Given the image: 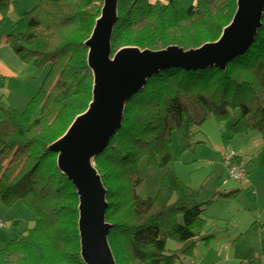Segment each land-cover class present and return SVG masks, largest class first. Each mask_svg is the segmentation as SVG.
<instances>
[{"label": "trees", "instance_id": "obj_1", "mask_svg": "<svg viewBox=\"0 0 264 264\" xmlns=\"http://www.w3.org/2000/svg\"><path fill=\"white\" fill-rule=\"evenodd\" d=\"M13 0H0L3 20ZM19 1V0H15ZM23 13L25 30L0 35L17 58L48 71L23 111L6 109L0 120V200L21 201L34 214L29 228L0 249V264H83L77 232L78 200L72 184L56 167L48 146L61 137L91 100L92 74L86 64L89 37L102 0H33ZM236 0H118L111 37L114 54L122 47L184 50L218 40L235 12ZM233 135L258 132L264 139V11L253 41L224 69L167 68L147 80L125 104L120 128L94 158L105 188V221L115 264H172L193 256L204 226L199 193L168 170L153 198H141L138 164L152 168L175 161L190 147L193 128L209 114L225 120ZM238 190L221 193L233 198ZM211 236L205 237L210 239ZM179 244L167 251L166 242ZM237 259L258 264L251 251Z\"/></svg>", "mask_w": 264, "mask_h": 264}, {"label": "water", "instance_id": "obj_2", "mask_svg": "<svg viewBox=\"0 0 264 264\" xmlns=\"http://www.w3.org/2000/svg\"><path fill=\"white\" fill-rule=\"evenodd\" d=\"M118 0H102L89 37L86 64L92 74L91 100L65 133L48 149L57 154L58 171L72 184L78 200L77 232L83 264H115L105 221L106 191L94 158L120 128L125 104L153 74L167 68L215 67L245 52L261 25L264 0H236L230 23L217 41L184 50L171 45L159 50L122 47L112 54L111 37Z\"/></svg>", "mask_w": 264, "mask_h": 264}, {"label": "rangeland", "instance_id": "obj_3", "mask_svg": "<svg viewBox=\"0 0 264 264\" xmlns=\"http://www.w3.org/2000/svg\"><path fill=\"white\" fill-rule=\"evenodd\" d=\"M16 5L21 6L23 11H29L34 1L19 0ZM190 5L184 3L182 6L188 8ZM7 23L10 24L9 21ZM3 24L0 23V26ZM14 24L16 31L24 30L23 15ZM29 65L31 75L26 84L17 85L10 95L2 99L6 106L20 112L25 109L28 99L41 85L49 68L48 65L41 69ZM234 119L233 112L225 120H219L209 114L204 123L193 128L190 147L181 152L177 151V136L173 135L171 149L176 158L168 166L152 168L146 165L145 159L139 161L138 173L141 182L136 188V193L141 198L155 197L163 175L172 170L185 185L199 193V202L205 203V222L196 237L193 256H181L172 264H218L221 260L219 261L217 253L220 247L228 242V236L233 235V226L245 225L251 217H257L256 212L259 213L260 209L256 208L254 195H259L261 203L264 202V139L256 131L233 135L230 125ZM232 151L244 162L246 178L237 182L230 180L227 185H223L222 181L226 179L223 157ZM247 182L251 184L248 190ZM236 188L240 189V192L233 198L220 196L221 193ZM35 221L34 214L21 201L7 206L0 200V223L3 224V227H0V249L19 233L32 228ZM207 236H211L210 239H205ZM235 238L233 245L237 244V249L256 241L252 232L236 235ZM178 247L179 244L174 240H167V251H174ZM219 257L223 258L224 254L219 253Z\"/></svg>", "mask_w": 264, "mask_h": 264}, {"label": "crops", "instance_id": "obj_4", "mask_svg": "<svg viewBox=\"0 0 264 264\" xmlns=\"http://www.w3.org/2000/svg\"><path fill=\"white\" fill-rule=\"evenodd\" d=\"M169 1L170 0H151V2H158L161 5H165ZM176 1H178L179 4L182 6L184 3L193 5L196 0ZM16 3L17 1L15 0L10 3L7 10V14L3 20L0 16V23H4L3 26H0L1 36H5L10 33L17 34L25 30H15L14 23L18 22L20 16L22 17L23 13L26 12L23 11L21 6H17ZM7 21H9L10 24H8ZM29 67V64H25L17 58L12 48L7 43H5L4 41L0 43V120L3 118V111L6 109H11V107L6 106L2 102L3 97L10 95L11 92L15 90L17 85H22V83H24V85L26 84L27 80L30 78L31 75ZM246 185V190L251 188L250 183L247 182ZM235 190H238L240 192V189L238 188L229 191ZM254 196L256 197V208L258 210L260 209L259 213L256 212L257 217H254L255 219L251 217L252 219L250 218L249 221L245 223V225L233 226V235L231 237L228 236V242L225 243L224 246H221L219 249V253L222 255L224 254V257H219V253H217L219 261L221 260L218 264H249L247 261L237 259V254L239 252L246 251H251L258 264H264V202L263 204L261 203L259 195L256 194ZM259 206L261 208H259ZM247 232H252V235L255 236V243H246L245 247H239V249H237V244L233 245V241L236 240L235 236H240Z\"/></svg>", "mask_w": 264, "mask_h": 264}, {"label": "built area", "instance_id": "obj_5", "mask_svg": "<svg viewBox=\"0 0 264 264\" xmlns=\"http://www.w3.org/2000/svg\"><path fill=\"white\" fill-rule=\"evenodd\" d=\"M223 164L226 169V179L222 181L223 185H226L230 180L236 182L245 180V164L243 161L239 160L238 156H236L233 151L224 155ZM0 227H3V224L0 223Z\"/></svg>", "mask_w": 264, "mask_h": 264}]
</instances>
